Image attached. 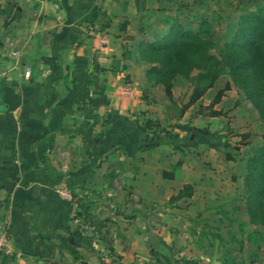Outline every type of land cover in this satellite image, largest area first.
<instances>
[{
    "label": "crops",
    "instance_id": "obj_1",
    "mask_svg": "<svg viewBox=\"0 0 264 264\" xmlns=\"http://www.w3.org/2000/svg\"><path fill=\"white\" fill-rule=\"evenodd\" d=\"M194 2L0 0V264H200L172 233L194 199L178 149L139 148L170 118L140 50Z\"/></svg>",
    "mask_w": 264,
    "mask_h": 264
},
{
    "label": "rangeland",
    "instance_id": "obj_2",
    "mask_svg": "<svg viewBox=\"0 0 264 264\" xmlns=\"http://www.w3.org/2000/svg\"><path fill=\"white\" fill-rule=\"evenodd\" d=\"M193 1L191 8H181L176 16L185 26L192 27L195 23L189 19L190 15L207 17L209 28L202 36L211 40L208 50L212 53L221 40L230 37L240 13L264 6V0L254 3L249 0ZM154 17L152 26L156 24ZM226 69L223 64L217 67L211 85L190 103L187 100L194 80L180 74L172 78L169 97L164 95L160 83L141 93L145 99L151 98L150 107H156L154 113L161 109L156 114L170 116L159 126L178 132L175 148L177 157L184 163L180 176L192 181L193 207L182 212L185 222L172 227L174 237L179 239L175 244L177 251L182 250L183 256L200 264H218L222 260L230 264H264V210H257L254 215L248 212L244 183L246 159L264 140V121ZM201 70L192 68L189 74ZM226 79L228 88L215 99L216 91ZM261 95L264 97L263 89ZM154 139L159 144L156 150L163 158L167 139L158 135ZM186 139H189L187 144L182 143ZM97 261L99 264L100 260ZM109 262L117 264L115 259ZM50 264L63 263L52 260Z\"/></svg>",
    "mask_w": 264,
    "mask_h": 264
},
{
    "label": "trees",
    "instance_id": "obj_3",
    "mask_svg": "<svg viewBox=\"0 0 264 264\" xmlns=\"http://www.w3.org/2000/svg\"><path fill=\"white\" fill-rule=\"evenodd\" d=\"M249 1L254 3L255 0ZM208 28L206 17H201L193 27L185 26L177 18L169 20L164 33L140 50L141 57L149 62L145 70L146 77L152 84L160 83L168 97L175 74L194 80L187 100L190 103L211 85L217 67L223 64L227 67L226 73L242 87L264 121V97L261 95V89L264 90V6L259 5L253 10L240 13L230 37L221 40L220 46L213 53L208 50L211 40L202 36ZM192 68L202 70L191 75L189 71ZM228 85L226 79L222 88L216 91L215 99ZM142 124L149 136L143 139L140 149L150 147L153 142L158 143L154 139L157 135L165 137L173 148L177 147V132L160 128L158 120L152 118H144ZM160 132L163 133L160 135ZM188 141L186 139L182 143L187 144ZM179 163L180 160H176L173 165ZM244 183L248 212L254 215L257 210H264V140L246 159ZM191 188V184H183L172 194V198L189 194ZM218 264L230 263L222 260Z\"/></svg>",
    "mask_w": 264,
    "mask_h": 264
},
{
    "label": "built area",
    "instance_id": "obj_4",
    "mask_svg": "<svg viewBox=\"0 0 264 264\" xmlns=\"http://www.w3.org/2000/svg\"><path fill=\"white\" fill-rule=\"evenodd\" d=\"M99 40H100V42L105 43V42L107 41V39H106V34H105V33H100V34H99ZM23 74H24V75H27V74H28V70L25 69L24 72H23ZM122 90H123L125 93H130V92H131V89L128 88L127 86L124 87ZM3 240H4V238H3V234L0 233V248H1V246L3 245Z\"/></svg>",
    "mask_w": 264,
    "mask_h": 264
}]
</instances>
